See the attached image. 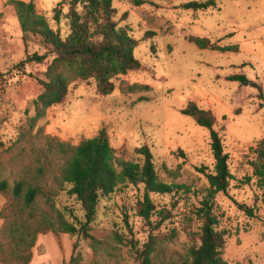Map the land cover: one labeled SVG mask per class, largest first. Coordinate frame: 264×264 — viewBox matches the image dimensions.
Wrapping results in <instances>:
<instances>
[{"label":"rangeland","instance_id":"rangeland-1","mask_svg":"<svg viewBox=\"0 0 264 264\" xmlns=\"http://www.w3.org/2000/svg\"><path fill=\"white\" fill-rule=\"evenodd\" d=\"M9 1L0 0V180L11 188L22 166L37 158L30 150L42 149L46 137L76 146L104 130L118 158L137 162L138 150L147 147L159 180L186 189L150 195L156 209L170 215L160 228L152 229L137 215L143 187L124 186L99 202L89 226L99 244L68 235H39L35 262L47 248L48 264H69L71 257V264H136L129 244L141 248L151 234L164 237L172 231L175 239L165 244L169 253L183 255L197 247L200 223L195 211L208 189L197 169L212 171L214 161L209 131L182 114L194 104L214 116L213 129L222 138L232 175L228 196L214 199L218 229L228 232L221 258L228 264H264V189L257 187L250 166L255 160L252 148L264 137V0H218L213 8L197 12L184 5L204 0H112L115 21L137 42L134 57L140 69L115 80L108 96L96 92L94 80L73 83L64 101L49 108L22 141L52 57L42 64H21L46 49L37 38L23 41ZM32 1L50 29L64 37L67 22L53 20V9L61 0ZM62 8L65 15L67 7ZM190 38L208 39L219 47L238 46V52L201 50ZM232 76H244L247 86L230 81ZM246 179H251L249 184ZM233 201L253 208L255 218H247ZM54 204L83 220L80 204L66 192L59 193ZM8 205L0 193V232L8 220ZM66 218L72 222L67 213ZM116 235L128 245H118Z\"/></svg>","mask_w":264,"mask_h":264},{"label":"trees","instance_id":"trees-1","mask_svg":"<svg viewBox=\"0 0 264 264\" xmlns=\"http://www.w3.org/2000/svg\"><path fill=\"white\" fill-rule=\"evenodd\" d=\"M216 1L190 2L184 8L194 12L206 11L213 8ZM63 5L67 7L65 15L62 14ZM9 6L15 12L23 41L26 42L29 37L37 38L46 49L42 55L34 53L27 56L21 64H42L52 57L44 73L45 81L40 82L42 92L33 103L34 115L27 119V130L21 135V141L34 131L49 108L64 101L73 83L94 80L96 92L108 96L115 90V80L140 69V63L134 57L137 42L126 28L115 21L116 11L112 7V0H61L53 9V20L56 23L61 19L67 22L68 31L64 37L50 29L46 19L36 12L32 0H10ZM189 42L201 50L238 52V46L219 47L208 39L190 38ZM230 81L238 82L241 86L248 84L244 76H232ZM255 87L262 96L261 88ZM182 114L191 118L198 127L209 131L214 161L212 171L206 167L197 169L208 183L207 193L195 211L196 220L200 223L197 234L199 245L190 247L183 255H177L165 249V244L175 239V231L164 237L151 234L141 248L129 244L136 264H228L221 258L228 232L218 229V217L214 213L215 197L219 194L228 196L232 181L228 155L224 152L220 134L213 129L215 118L209 111L189 104ZM252 151L255 155V160L250 163L252 177L257 187L263 190L264 137ZM29 153L37 155V158L29 165L22 166L11 188L7 181L0 180V193L9 200L5 210L8 220L0 232L2 264H30L37 237L48 233L55 237L68 235L99 244L89 233L99 202L124 186L143 187L137 215L152 229L160 228L170 219V215L165 209L157 210L150 195L163 196L186 191L184 186L159 180L147 147L138 150L141 158L137 162L118 158L104 130L76 146L46 137L42 149H32ZM179 154L184 156L182 151ZM250 181L246 179L245 184ZM61 192H66L80 204L83 220L67 209L65 212L69 214L70 222L65 212L55 208L54 199ZM233 203L247 218H255L253 208L235 201ZM115 239L118 245H128L121 236L116 235ZM75 248L76 243L73 245ZM74 260L71 257L69 264Z\"/></svg>","mask_w":264,"mask_h":264},{"label":"crops","instance_id":"crops-1","mask_svg":"<svg viewBox=\"0 0 264 264\" xmlns=\"http://www.w3.org/2000/svg\"><path fill=\"white\" fill-rule=\"evenodd\" d=\"M41 239H43V238H41ZM50 239V238H49ZM40 241V240H39ZM42 241V240H41ZM49 241V240H48ZM39 243H42V242H39ZM38 246H40V244H38ZM38 246H36L34 249H33V258H32V260H31V262H30V264H48V254L46 255V249L47 248H43V254L41 255V258H40V260H38V262H35L36 260H35V257L37 256V248H38ZM56 262V261H55ZM54 261L52 262L53 264H56Z\"/></svg>","mask_w":264,"mask_h":264}]
</instances>
